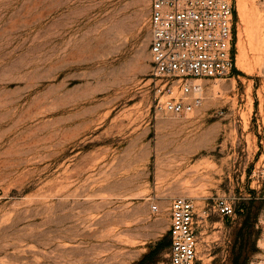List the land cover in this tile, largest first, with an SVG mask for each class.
I'll return each mask as SVG.
<instances>
[{
	"label": "rangeland",
	"instance_id": "374dc122",
	"mask_svg": "<svg viewBox=\"0 0 264 264\" xmlns=\"http://www.w3.org/2000/svg\"><path fill=\"white\" fill-rule=\"evenodd\" d=\"M151 1L0 0V264H168L178 195L197 264L259 253L264 0H236L233 74L180 115L159 106Z\"/></svg>",
	"mask_w": 264,
	"mask_h": 264
},
{
	"label": "built area",
	"instance_id": "2783aa9c",
	"mask_svg": "<svg viewBox=\"0 0 264 264\" xmlns=\"http://www.w3.org/2000/svg\"><path fill=\"white\" fill-rule=\"evenodd\" d=\"M236 0H152L150 12L151 74L167 97L159 105L173 114H186L202 103L203 78H225L236 65ZM260 156L252 179L264 199V124L259 131ZM169 263L197 264L198 213L184 195L169 204ZM215 208L232 216L233 205L218 198ZM158 210V205H152ZM259 253L249 264H264V213L260 221Z\"/></svg>",
	"mask_w": 264,
	"mask_h": 264
},
{
	"label": "bare ground",
	"instance_id": "6f19581e",
	"mask_svg": "<svg viewBox=\"0 0 264 264\" xmlns=\"http://www.w3.org/2000/svg\"><path fill=\"white\" fill-rule=\"evenodd\" d=\"M240 9H241V11H244V7L242 6V0H240ZM245 53V51L243 52V54ZM241 54V53H240ZM243 54H241L240 55V57H239V64H240V66L241 67H243V68H248V66H246L247 64H246V62H245V57H244V55Z\"/></svg>",
	"mask_w": 264,
	"mask_h": 264
}]
</instances>
